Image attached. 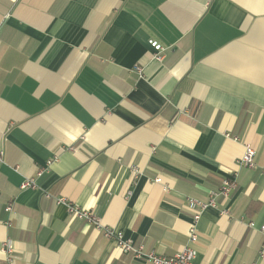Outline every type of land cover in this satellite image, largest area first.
<instances>
[{
  "label": "crops",
  "instance_id": "1",
  "mask_svg": "<svg viewBox=\"0 0 264 264\" xmlns=\"http://www.w3.org/2000/svg\"><path fill=\"white\" fill-rule=\"evenodd\" d=\"M0 151V264H151L105 228L170 257L223 178L195 263L264 264V0H0Z\"/></svg>",
  "mask_w": 264,
  "mask_h": 264
},
{
  "label": "built area",
  "instance_id": "2",
  "mask_svg": "<svg viewBox=\"0 0 264 264\" xmlns=\"http://www.w3.org/2000/svg\"><path fill=\"white\" fill-rule=\"evenodd\" d=\"M151 47L154 49L153 58L160 61L163 58V54L165 51V47L161 46L160 44L156 43L155 41H150ZM234 139H237L233 136ZM3 154L0 151V157ZM254 154L255 150L251 145L246 144L244 153L239 159V164L246 166V167H253L254 166ZM54 161V159H48L46 164L43 167H40L36 171V176L42 175L44 172L48 171L49 166ZM156 181H160L159 178H156ZM21 188L26 187H36L35 180L33 177H27L21 183ZM236 182L232 178H223L221 183L217 189L210 190L208 193V197L206 200H200L193 197H188L186 199V207L192 212V221L190 223V227L187 233V241L182 246V248L176 252L174 255L170 257L161 256L156 254L154 251H147L145 250L143 245H135L129 240H124L122 235L119 231L114 229L105 228V235L114 239L117 244L120 246V249L123 252L130 253L132 257L136 259H140L145 262H149L151 264H196V250H195V243L197 241V230H196V223L200 218L202 212L208 207H216L220 202L219 199L225 200L230 197L231 192L235 189ZM11 210V205H5L4 211L9 212ZM68 211L73 214L75 217L80 219H84L86 222L91 223L95 226H99L98 218L95 217L90 211L82 210L76 205H69ZM220 214L225 215L228 214V211L224 208L220 209ZM6 225H9V220L5 221ZM248 225L251 227L253 226V222H248ZM260 230H264V226L260 227ZM2 250L7 255V261H11V256L13 253V246L10 241H5L2 244Z\"/></svg>",
  "mask_w": 264,
  "mask_h": 264
}]
</instances>
